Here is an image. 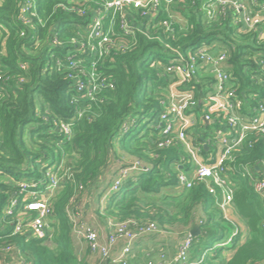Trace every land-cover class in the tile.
<instances>
[{"label":"trees","instance_id":"obj_1","mask_svg":"<svg viewBox=\"0 0 264 264\" xmlns=\"http://www.w3.org/2000/svg\"><path fill=\"white\" fill-rule=\"evenodd\" d=\"M25 1H0L4 78L0 84V264H89L76 253L78 238L71 215L84 214L82 196L99 189L113 165L118 178L122 168L136 163L148 170L136 171L120 191H110L102 207L106 221L127 222L135 232L149 225L167 232H189L199 226L201 236L194 238L192 262L203 258L202 264H264V197L246 175L250 169L261 177L264 138L259 133L248 135L227 167L234 191L228 220L206 184L180 187L181 151L159 148L162 131L157 125L173 83L165 67L178 54L187 55L204 45L228 53L229 70L245 110L264 105V29L248 30L235 23L233 15L211 18L203 0H177L187 24L182 29L174 21L173 34L158 27L168 18L163 15L151 25L139 15L136 21L145 25L132 34L122 31L119 21L109 54L97 67L104 86L90 99L77 90L76 78L88 79L81 69H91L86 62L91 58L89 42L96 40L86 42L85 31L93 27L94 10L102 0H35L34 8L21 14ZM79 60L83 65L73 68L71 63ZM206 83L187 87H195L199 97L201 91L206 93ZM201 110L198 107L197 113ZM63 123L73 129L70 138L61 131ZM202 128L203 137L194 136L199 142L220 127ZM49 172L65 178L51 202L47 237L15 234L17 214L6 211L13 199L24 198L19 183L45 189ZM235 230L238 236L232 245L217 247ZM228 251L232 255L226 258Z\"/></svg>","mask_w":264,"mask_h":264},{"label":"built area","instance_id":"obj_2","mask_svg":"<svg viewBox=\"0 0 264 264\" xmlns=\"http://www.w3.org/2000/svg\"><path fill=\"white\" fill-rule=\"evenodd\" d=\"M176 0H102L94 10L93 27L91 38L96 42H89L91 52L95 53L96 61H90L91 69L81 72L88 76L87 81L80 77L76 78V88L86 93L88 98L94 99L99 89L104 86V80L98 73L97 67L103 57L109 54V44L112 37L116 35L119 21L120 28L126 34L134 33V30H142L143 25L135 19L139 15L148 20V25L153 24L160 17L159 9L164 2L173 3ZM220 8V13L226 11L234 12V22L242 23L248 30H258L264 25V1L251 0L253 12L245 7L246 0H214ZM35 0L25 1L21 14H27L34 8ZM257 11V13L255 12ZM22 18V17H21ZM123 20H122V19ZM211 18H215L211 16ZM128 19V20H127ZM23 20V18H22ZM158 27L165 29L167 33H174V19L169 17L158 22ZM97 33L94 36V31ZM82 44L81 51L85 53ZM215 45H204L200 48L189 50L187 55L178 54L170 59L165 67L166 74L170 75L173 83L170 87V94L163 101V111L157 119V125L161 128V150L179 149L180 160L177 164L178 180L181 188L192 189L198 183H204L209 187L211 193L217 199V206L225 218L228 219V211L232 207L234 191L229 182L228 165L233 162L234 154L239 146L244 144L248 135L259 133L264 138V105H259L253 111L245 110V103L240 98L238 88L233 83V75L229 70L228 53L224 50H217ZM88 63V59L86 60ZM83 63L72 62L73 68L81 67ZM85 65V64H84ZM25 68V66L23 67ZM4 78L0 75V84ZM102 80V82H101ZM206 83V93L197 97L196 88L188 89L192 82ZM184 87H187L184 89ZM203 94V96H202ZM198 107H202L201 113H197ZM218 124L220 128L213 131L210 138L196 142L194 135H191L195 125L203 126ZM61 131L69 138L73 135L70 124L63 123ZM203 135L205 133H202ZM208 147V151L205 150ZM204 151L207 155H204ZM188 166L186 170L185 167ZM147 171L140 163L132 167L122 168L118 178L111 188L112 192L120 191L124 180L134 175L136 171ZM255 191L264 197V169L260 178L252 170L247 169ZM65 176H59L55 172H49L45 179L46 188L39 189L33 183H19L24 198L13 199L7 209L9 215H16L18 223L15 234L27 233L36 238L47 237V220L51 215V202L58 188L61 186ZM43 183V182H42ZM39 189V190H36ZM75 226V233L78 239L88 243L89 249L94 254L101 256L102 264L110 261L112 264H133V244L144 235L158 232L156 225H149L133 231L129 223L114 219L108 221L110 234L108 241L103 243L97 230L83 223L84 214H72ZM85 217V216H84ZM229 220V219H228ZM238 236V231L217 247H227L233 244ZM124 241L127 243L120 257H115V246ZM194 238L186 236L179 247L177 257L170 262L161 264H202V258L198 262H192L191 253L193 250ZM4 264H13L4 262ZM20 264H26L24 262ZM153 264V263H150Z\"/></svg>","mask_w":264,"mask_h":264},{"label":"crops","instance_id":"obj_3","mask_svg":"<svg viewBox=\"0 0 264 264\" xmlns=\"http://www.w3.org/2000/svg\"><path fill=\"white\" fill-rule=\"evenodd\" d=\"M194 1H198V0H194ZM179 2H182V1L179 0ZM251 3H252L251 0H246L245 1V7H247L249 10H251L253 12L255 9L252 7ZM203 5L205 7L204 10L206 11V14H208L209 17H211V16L217 17V15L221 14L220 8H218V5L214 1L203 0ZM182 8H183L182 4L180 5V3L177 2V0L173 3L164 2L163 5L159 9V12H160L159 15L160 16L163 15V16H166L168 18L169 17L173 18L175 23L179 24V26L183 29V27H185L187 24V20L182 16V14L179 11ZM255 12L257 13V11H255ZM224 15H225V17H230L232 15L234 17L235 14L232 10H229V11H226V13ZM175 18H177V21L175 20ZM262 28L264 29V25L262 26ZM202 130H203V128H200V125H195L194 128L192 129L191 135L203 137V134H202L203 131ZM194 139L196 142H199V141H197L196 138H194ZM206 151H208V150H206ZM115 168H116V165H113V167L104 175V177L102 178V181H101L102 185H106V183H105L106 178L107 179L109 178L110 182L107 185H109V184L111 185L110 189L113 187V185L115 184V182L117 180V178H115V175H116V169ZM178 189H180V188H178ZM109 194L108 193L105 194V196H104L105 201L104 202L107 201L106 199H107ZM232 209L233 208L231 207L230 210H232ZM85 212H87V211L85 210ZM85 212H84V214H85ZM192 230H190L189 232L182 231L181 234L184 236L179 241H177L176 243H171L172 240H174V239H172L173 237L171 236V234H173L172 231L167 232V231H160L159 230L158 232L148 234V235H144L143 237H141L140 239L135 241L133 244L134 263L135 264H150V263L161 264L165 261H167V262L173 261L178 255L180 245L183 243V241L185 240L187 235H191ZM99 231L102 232L101 230H99ZM109 234H110V229L107 225L106 233L105 232L102 233V236L104 235L102 237V240H101L103 243H106L108 241ZM151 238L155 239V240H153V241L150 240L151 242L143 244L145 246V247H143L141 241L142 240L147 241ZM77 240H79V239H77ZM156 242H159V243L156 244ZM169 244H171V245H169ZM174 244H176L175 249L172 248V245H174ZM126 245H127L126 242L121 241L120 243H118L115 246V248H114L115 257L121 256L123 249H124V247H126ZM76 247H75V249H76ZM141 247H142V249H141ZM148 249L151 250L152 254H149V256H146L145 259L142 260L139 257V254L144 252V250L147 251ZM77 252L78 251H76V253ZM77 254H78L79 258L81 259V253H77ZM231 255H232V252H229V251L224 253V256L226 258H229ZM91 259L94 260L92 264H97V263L101 262V260H102L101 256L99 254H96L95 257L91 258ZM89 264H91V263H89ZM107 264H112V263L110 261H107Z\"/></svg>","mask_w":264,"mask_h":264},{"label":"rangeland","instance_id":"obj_4","mask_svg":"<svg viewBox=\"0 0 264 264\" xmlns=\"http://www.w3.org/2000/svg\"><path fill=\"white\" fill-rule=\"evenodd\" d=\"M175 20L177 21V18H175ZM184 29V27H183ZM114 33H116V31L114 30ZM86 37L85 40L86 42L91 38V31H85ZM84 51L86 50V46L83 47ZM90 61L95 62L96 61V56L95 53L91 52V58L88 60V63ZM170 90H168L166 95L170 94ZM124 162L126 161L125 158L123 159ZM134 161V160H133ZM134 162H137L136 159ZM126 163H132L131 160H127ZM113 167V166H112ZM117 169V168H115ZM110 182V179L106 178V185H102L101 188L99 189H94L92 192H87L86 194H84L82 196V201L80 204V208L82 209L81 211L85 212V210L87 212H85V217L83 216V223L89 225L90 227H92L93 229L97 230V232L99 233V237L102 240V233L107 231V225H108V219L106 221V216L103 213V209L102 207L105 205V200H104V196L102 197V195L104 193H110V186H108L107 184ZM108 198V197H107ZM107 200V199H106ZM100 209L101 210V214H100ZM110 219V218H109ZM99 230H101L102 232H100ZM173 234H171V236L173 237L172 242L171 243H176L177 241H179L184 235L181 234V230H175L172 231ZM80 240V241H79ZM79 240H75V245L76 247V251H78L77 253H81V259L84 262L87 263H93V259L96 254L92 253L88 247V243L82 239ZM155 240V239H149L147 241L142 240V246L145 247L143 244L151 242V241ZM155 243V242H154ZM159 242H156V244ZM171 245V244H169ZM55 246V245H54ZM52 246V247H54ZM176 244L172 245V248L175 249ZM142 249V247H141ZM149 254H152L151 250H147L142 253L139 254V257L144 260L146 256H149Z\"/></svg>","mask_w":264,"mask_h":264},{"label":"water","instance_id":"obj_5","mask_svg":"<svg viewBox=\"0 0 264 264\" xmlns=\"http://www.w3.org/2000/svg\"><path fill=\"white\" fill-rule=\"evenodd\" d=\"M97 33V29L94 31V36ZM205 150H208V147L205 146ZM259 169V168H258ZM191 235L193 236V238L197 239L198 237L201 236V229L199 226H195L194 229L191 231Z\"/></svg>","mask_w":264,"mask_h":264}]
</instances>
